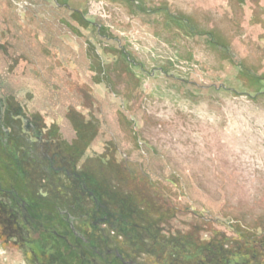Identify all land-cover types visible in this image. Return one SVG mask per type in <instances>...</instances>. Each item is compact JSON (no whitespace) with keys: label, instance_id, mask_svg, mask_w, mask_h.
<instances>
[{"label":"rangeland","instance_id":"rangeland-1","mask_svg":"<svg viewBox=\"0 0 264 264\" xmlns=\"http://www.w3.org/2000/svg\"><path fill=\"white\" fill-rule=\"evenodd\" d=\"M206 255L264 264V0H0V264Z\"/></svg>","mask_w":264,"mask_h":264},{"label":"flooded vegetation","instance_id":"flooded-vegetation-1","mask_svg":"<svg viewBox=\"0 0 264 264\" xmlns=\"http://www.w3.org/2000/svg\"><path fill=\"white\" fill-rule=\"evenodd\" d=\"M210 257L207 255L206 256H202L200 259L199 257L197 258L196 256L193 258L192 261H189V262H169V261H163L161 263H153V264H220V263H215V262H212L211 260H209ZM196 260V261H195Z\"/></svg>","mask_w":264,"mask_h":264}]
</instances>
